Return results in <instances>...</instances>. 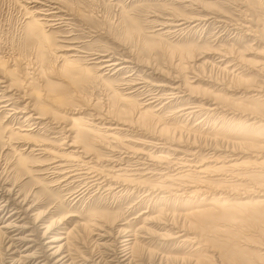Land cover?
Wrapping results in <instances>:
<instances>
[{
	"label": "rangeland",
	"instance_id": "1",
	"mask_svg": "<svg viewBox=\"0 0 264 264\" xmlns=\"http://www.w3.org/2000/svg\"><path fill=\"white\" fill-rule=\"evenodd\" d=\"M261 87L264 0H0V227L74 264L133 233L130 264H221L228 235L264 264Z\"/></svg>",
	"mask_w": 264,
	"mask_h": 264
},
{
	"label": "bare ground",
	"instance_id": "2",
	"mask_svg": "<svg viewBox=\"0 0 264 264\" xmlns=\"http://www.w3.org/2000/svg\"><path fill=\"white\" fill-rule=\"evenodd\" d=\"M185 18V17H184ZM199 18V17H198ZM182 19V18H181ZM195 19V18H194ZM197 19V17H196ZM200 20V19H199ZM188 21V20H187ZM178 23L174 24V23H169L167 25H175V26H178V29L175 30V31H185L187 30V28H189V25H187L186 22H181V21H177ZM200 23H198L199 25ZM197 25V26H198ZM194 27V26H192ZM173 34V33H172ZM106 55V54H105ZM104 56V54H103ZM109 58V57H108ZM106 61V65L104 67H106V69L108 68L107 66H112V65H117L119 62H116V61H113L112 60H104ZM230 65L226 66V67H229ZM121 68V66H120ZM113 69V68H112ZM118 69V68H117ZM242 76L238 77V80H243L245 83L247 81H250L249 79L247 78H241ZM126 84V83H125ZM187 86V85H186ZM191 86V85H190ZM171 87V86H170ZM174 87V86H173ZM181 87V86H180ZM189 87V86H188ZM176 88V87H175ZM153 89V88H152ZM259 91H263L264 92V88L261 87L259 88ZM155 94V93H154ZM177 95V94H175ZM174 95V96H175ZM264 95V94H263ZM166 96V95H165ZM173 96V97H174ZM254 96V95H252ZM170 97V96H169ZM177 97V96H176ZM157 98V96H156ZM155 98V99H156ZM162 98V97H161ZM154 101V99H153ZM152 101V102H153ZM198 106V105H197ZM211 108V107H210ZM213 109V108H211ZM192 112V111H191ZM194 113V112H193ZM252 119L254 118H258L257 121H252L249 125L251 127H253L255 124V122H258V123H261L259 124L260 126H263L264 127V114H261V115H258V114H254L252 113ZM246 122V121H245ZM111 128V127H110ZM115 128V127H113ZM82 130L81 131H78V138L79 139H82ZM77 138V139H78ZM260 143V142H259ZM75 144V143H74ZM257 144V143H256ZM259 148H261L259 146ZM262 154V153H260ZM60 158V157H59ZM62 158V157H61ZM259 159H261V156H258L256 157V160L258 161V163H260ZM156 161V160H155ZM253 163H254V160H253ZM252 163V165H254ZM261 166V165H259ZM169 168V167H168ZM204 170L200 169V172H202ZM97 172V171H96ZM68 175V174H67ZM108 178V177H107ZM7 190V189H6ZM8 193L10 194L11 192V189L10 190H7ZM13 192V191H12ZM24 201V199H23ZM22 203V201H20ZM249 202L251 201H248V200H245V201H242L241 203H237L236 207L235 208H242L243 209H246L244 207L246 206H251L253 205L254 206V203H250ZM261 204H264V200H261L259 201ZM19 203V202H18ZM6 205V204H4ZM16 207V206H15ZM20 207V206H19ZM29 208H27V211H28ZM25 210V209H24ZM206 210H211L209 208H205V207H202L201 210H196V211H193L191 213H187L185 214V217H190L192 214L194 216L198 215V214H201V213H204ZM16 212V211H15ZM20 212V211H19ZM209 212V211H208ZM206 218V217H204ZM16 223H8L7 225H4V226H1L0 227V264H8V260L7 259H10L12 262L10 264H23V263H27V261H30V262H33V264H74V257H73V254H72V248L69 247L67 244H69V239H66L65 238V243H61V244H58L56 246H51V248H48L50 249V253L47 251L46 253H49L48 254V257H43L44 255H41V253H38V251H32L33 249V246L32 244L31 245H27L25 246L24 248L22 247L23 246V243L25 241H31L32 239H29L28 236L26 235H22V232H17L15 234H13L14 231H17L18 228H20V226H17L15 225ZM12 228V227H16L15 229L16 230H12V231H9V230H4V229H1V228ZM136 233V232H135ZM70 234V233H69ZM132 236V237H131ZM236 236H240V235H236ZM248 237V236H246ZM253 236H249V238H247V240H245L244 242H242L240 239H238L236 241V243H231V237L228 235L227 238L224 240L225 241V245L223 246L222 248V251H221V264H250L249 261H246L244 260L239 254H243V253H247L249 254L250 251L249 249H245L242 247V244H245V245H248V246H251L253 247V245L251 244L253 238ZM240 238H242V236H240ZM59 239H62V238H56L54 237L52 240H50V242H57L59 241ZM245 239V238H244ZM247 241V242H246ZM36 242V241H35ZM38 244V243H37ZM106 245V244H105ZM104 245V246H105ZM45 246V245H44ZM99 247V246H98ZM260 247V250H258L256 253H259L261 251H263V253H261V255L263 254L264 255V245H260L258 246ZM47 248V247H46ZM151 248V247H150ZM149 248V249H150ZM3 249H5V252L3 253ZM45 249V247H44ZM119 251L117 252V256L115 257L118 262V264L120 263H124V261L128 260V264H130V262L133 261V258L135 259V257L137 256H140L141 254H143L142 251H145L147 250V247L145 246V243H143L139 238H138V235H134V233L132 235H130V237H125V239L123 240V242L121 243L119 249ZM213 250V249H212ZM211 250V251H212ZM11 251V252H10ZM117 251V250H116ZM115 251V252H116ZM152 251V250H151ZM150 252V250H149ZM16 253H20L19 254V257L17 258L16 257ZM217 253V251H215L214 253H212V255H210L212 258L215 256V254ZM116 254V253H114ZM254 253H252L253 255ZM77 255V254H76ZM262 255V256H263ZM75 256V255H74ZM258 257L262 258L259 254L257 255ZM41 257H43V259H40ZM83 257V255H82ZM52 262V260H54ZM264 259V257L262 258ZM38 260V261H37ZM202 261V259L200 261H196L195 264H200V262ZM52 262V263H51ZM202 264H206V263H202Z\"/></svg>",
	"mask_w": 264,
	"mask_h": 264
}]
</instances>
